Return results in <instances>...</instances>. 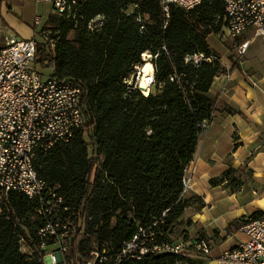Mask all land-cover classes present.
Returning <instances> with one entry per match:
<instances>
[{"label": "trees", "instance_id": "1", "mask_svg": "<svg viewBox=\"0 0 264 264\" xmlns=\"http://www.w3.org/2000/svg\"><path fill=\"white\" fill-rule=\"evenodd\" d=\"M138 2L149 15L143 33L123 11ZM79 7L86 19L104 14L102 29L89 31L84 23L57 16L53 31H58V40L52 44L38 38L35 62V67L51 70L36 68L41 74L78 82L85 91V125L69 143L35 158L39 175L60 186L75 213L77 234L64 255L66 264H87L91 250L104 244L118 251L140 227L162 231L158 241L171 242L173 224L187 206L185 171L204 132L201 124L212 119L215 109L207 92L226 71L208 42L223 28V0L192 10L173 6L166 27L158 0H79ZM146 50L158 54V91L148 96L120 82L143 62ZM195 52L215 58L199 66L186 63V55ZM173 74L179 78L171 80ZM232 171L230 167L211 184L227 181L225 186L235 190L238 184L229 180ZM37 206V200L22 193H9L0 211V264H45ZM23 243L29 251H23ZM180 258L171 252L150 253L119 264H176Z\"/></svg>", "mask_w": 264, "mask_h": 264}, {"label": "built area", "instance_id": "2", "mask_svg": "<svg viewBox=\"0 0 264 264\" xmlns=\"http://www.w3.org/2000/svg\"><path fill=\"white\" fill-rule=\"evenodd\" d=\"M57 15L72 20L76 25L86 24L89 31H100L105 23L104 14H97L86 19L80 11L79 0H51ZM164 27L167 26L173 6L192 10L212 0H158ZM225 14L224 28L231 37H239L247 30H252L256 37H264V0H223ZM140 24L143 33L149 15L140 2L123 9ZM40 16L35 18L40 25ZM58 34V31H55ZM225 32V31H224ZM41 39L55 44L58 37H51L46 28L39 30ZM37 38L9 37L0 46V211L7 205L10 192H19L37 200V214L43 224L38 229L40 247L45 252V264H66L64 255L69 243L77 234L73 223L74 212L67 204L60 186H51L41 177L35 167V158L39 152H47L58 144H67L76 131L86 123L83 110V86L68 79L43 75L35 67L38 50ZM249 40L237 46L240 60L245 54ZM157 53L146 50L142 53L143 62L149 59L154 66ZM213 54L195 52L185 57L186 63L199 66L203 61H213ZM136 71L122 75L120 82L130 90L143 92L139 83L140 66ZM155 73V66H154ZM152 84L155 82L153 75ZM179 78L176 74L171 80ZM205 119L201 127L206 130L210 124ZM102 157L99 158V161ZM190 165V164H189ZM187 166L184 192L190 188V166ZM95 167L94 172L96 171ZM156 224V223H154ZM246 240L225 249L213 264H264V216L251 218L241 226ZM154 231L146 232L143 227L126 240L118 251H112L104 244L94 247L91 260L87 264H119L123 259H141L146 254L171 252L181 258L176 264H191L184 258L186 243L158 241ZM196 247L208 253L205 240H200Z\"/></svg>", "mask_w": 264, "mask_h": 264}, {"label": "crops", "instance_id": "3", "mask_svg": "<svg viewBox=\"0 0 264 264\" xmlns=\"http://www.w3.org/2000/svg\"><path fill=\"white\" fill-rule=\"evenodd\" d=\"M53 14L58 16L51 0H0V46L9 37L40 38L39 30L47 28ZM247 31L252 34H242L238 43L249 40L245 54L239 62L234 58L236 65L223 62L226 71L215 77L207 92L215 109L189 165V189L205 205L193 215L196 240L185 242L184 250H200V240L209 248L208 253L200 250L202 259L191 255V264H213L225 249L246 240L241 230L245 222L264 216V37ZM230 167L240 175L235 190L225 186L227 181L211 184Z\"/></svg>", "mask_w": 264, "mask_h": 264}, {"label": "rangeland", "instance_id": "4", "mask_svg": "<svg viewBox=\"0 0 264 264\" xmlns=\"http://www.w3.org/2000/svg\"><path fill=\"white\" fill-rule=\"evenodd\" d=\"M56 19L57 17L54 14L51 15L50 20L46 26L47 27L46 29L50 31L51 37H53L56 34V32L53 31L54 25L56 23ZM243 34L248 37L252 33L251 31H246ZM71 37H74V34H72ZM240 41H241V37H236V38L231 37L225 28L224 30L222 28L221 31H219L218 33L216 34L213 33L208 37V42L210 46L212 47V51L214 55L216 56V58L219 59L222 65H223V62H228L230 64L232 62L234 65H236L237 62H234L235 61L234 57H236L237 55V45ZM260 41H261V38L257 39L255 42V45L258 44ZM36 68L40 69L43 72L51 73V70L48 68H41L38 65L36 66ZM142 69H143V66L140 68V70ZM135 71H136V67L133 66L132 72H135ZM152 91L153 92L158 91L156 81L152 84ZM230 176H231V178L229 179L230 181L235 179L234 180L235 182H233V185L236 183L238 184L241 181L240 175L235 173L234 171L230 173ZM195 195L196 194L192 193L190 189H188L184 193V199L187 202V206L183 214L181 215V217L177 219L175 223L173 224V227L169 235L171 242L175 243V242H181V241L183 242L189 241L190 243H192L191 241L196 240L195 238L192 237L193 236L192 234L193 233V229H192L193 220L192 219H193L194 213L201 209L202 200L200 199V197H197ZM22 249L23 251H29L28 246L24 243L22 244ZM183 255L189 262L192 260L190 257L191 255H196V257H200V259H202V252L200 250L195 249V252L193 253L192 247L186 248L183 251Z\"/></svg>", "mask_w": 264, "mask_h": 264}, {"label": "bare ground", "instance_id": "5", "mask_svg": "<svg viewBox=\"0 0 264 264\" xmlns=\"http://www.w3.org/2000/svg\"><path fill=\"white\" fill-rule=\"evenodd\" d=\"M143 69L140 70L139 72V76H138V81L140 83V88L143 90V92L145 93H151L152 91V79H153V75L154 73V66L152 64V62L147 59L143 62L142 64ZM140 66V68L142 67Z\"/></svg>", "mask_w": 264, "mask_h": 264}]
</instances>
